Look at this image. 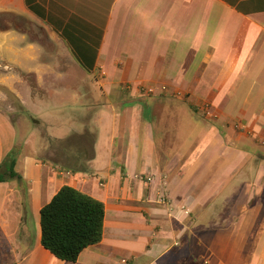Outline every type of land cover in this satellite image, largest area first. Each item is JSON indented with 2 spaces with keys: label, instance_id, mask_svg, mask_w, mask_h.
I'll return each mask as SVG.
<instances>
[{
  "label": "crops",
  "instance_id": "crops-1",
  "mask_svg": "<svg viewBox=\"0 0 264 264\" xmlns=\"http://www.w3.org/2000/svg\"><path fill=\"white\" fill-rule=\"evenodd\" d=\"M19 5L20 13L41 22L54 40L50 51L27 43L16 57L14 42L4 50L21 69L30 66L37 81L64 84H51L46 92L66 98L51 99L58 138L86 130H95L96 137L90 148L85 140L75 147L62 144L68 140L44 144L0 112V168L13 152L21 177L0 182V264H170L176 252L178 260L171 264H180L185 218H171L162 199L166 191L179 205L187 204V171L172 179L169 163L183 160L187 140L196 137H185L182 121L169 148H161L157 116L134 98L140 87L157 93L167 85L197 102L209 99L229 121L241 119L248 130H257L264 147V0H35L41 15L25 0ZM64 32L84 34L88 41L76 35L79 40L72 43ZM87 46L96 48L93 69L99 66L104 75L101 105L89 94L93 69L78 58ZM127 84L133 98L117 106L111 96H122L119 87ZM17 95L28 110L38 103L30 91ZM169 121L166 110L164 123ZM43 146L48 159L37 151ZM159 176L166 177L167 190L159 189ZM63 186L105 208L101 241L75 263L58 260L41 246L40 210ZM208 236L197 238L198 245ZM205 242V254H216L212 238ZM196 246L194 255L203 259ZM209 259L206 264H213Z\"/></svg>",
  "mask_w": 264,
  "mask_h": 264
},
{
  "label": "rangeland",
  "instance_id": "rangeland-1",
  "mask_svg": "<svg viewBox=\"0 0 264 264\" xmlns=\"http://www.w3.org/2000/svg\"><path fill=\"white\" fill-rule=\"evenodd\" d=\"M19 4L20 0H0V112L13 124H24L26 131L33 132L31 138L44 140V144L47 140L66 139L68 141L62 144L71 147L76 146L78 140H85V146L90 148V141L96 137L95 130L58 138L62 133L52 128L56 118L50 117V113L56 112L50 106L51 99H58L60 103L66 98H53L46 92L51 84L63 87L62 81H37L34 73L28 71L30 66L28 70L21 69L11 62L9 53L4 50L3 46L8 48L14 42L16 57H19V48L27 43H39L50 51V43L54 40L41 22L20 13ZM90 74L89 94L101 105L102 69L94 67ZM166 86L158 87L161 91L157 93L154 88L140 87L138 97L134 99L140 100L150 109V114L157 116L155 132L161 148H169V139L174 140L176 133L179 135L182 121H185L182 128L185 137H196L187 140L183 160L169 163L172 179L187 171V204L179 205L166 191L163 199L161 197L171 218H185L187 242L183 244L185 240L181 234L180 264H206L211 255L210 252L205 254L204 245L210 237L216 253L209 259L213 264H264V147L258 131L248 130L241 119L229 121L226 113H221L209 99L197 102ZM119 88L124 94L111 96L117 106L133 98L128 95L131 91L128 84ZM28 90L32 99L38 101L31 110L21 105L17 95L26 91L29 94ZM166 110L170 111L169 123H164ZM45 146L37 151L48 159L50 155L45 153ZM165 181L164 176L157 178L159 189L167 190ZM178 231L176 226L175 232ZM207 235L202 241L204 245H198L197 238ZM195 246L201 255L204 254L203 259L194 255ZM176 248L174 251L179 249ZM177 253L170 264L178 260ZM184 255L186 260L182 259Z\"/></svg>",
  "mask_w": 264,
  "mask_h": 264
},
{
  "label": "trees",
  "instance_id": "trees-1",
  "mask_svg": "<svg viewBox=\"0 0 264 264\" xmlns=\"http://www.w3.org/2000/svg\"><path fill=\"white\" fill-rule=\"evenodd\" d=\"M25 3L30 11L41 15V7L35 5V0H25ZM76 35L83 36L88 41L84 34L64 32L66 39L72 43L79 40ZM91 43L97 45L93 40ZM95 55L94 47L80 49L78 58L86 61L82 67L92 70ZM14 166L12 152L7 155L0 168V182L21 179L14 171ZM104 217L102 202L72 187L63 186L40 210L41 246L56 259L75 263L83 250L101 241Z\"/></svg>",
  "mask_w": 264,
  "mask_h": 264
}]
</instances>
